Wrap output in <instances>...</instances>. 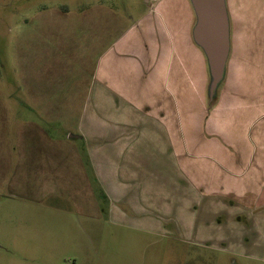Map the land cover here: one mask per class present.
Returning <instances> with one entry per match:
<instances>
[{"label": "rangeland", "instance_id": "rangeland-1", "mask_svg": "<svg viewBox=\"0 0 264 264\" xmlns=\"http://www.w3.org/2000/svg\"><path fill=\"white\" fill-rule=\"evenodd\" d=\"M143 1L0 0V264H264L242 252H228L231 236L220 242L212 240L223 237L225 229L212 224L211 211H202L193 204L192 196L183 194L186 185L179 179L178 157L174 156L180 150L178 141L173 147L157 142L140 148V155L149 158L137 163L138 178L116 171V184L108 171L107 189L117 190V196L100 186L88 159L83 160V177L75 173L56 179L35 174L34 164L26 165L23 172L21 165L14 167L16 161L9 162L4 122L10 118L16 125L22 124L17 123L16 114L24 109L29 113L26 101L40 108L54 107L62 115L56 116L52 127L25 129L24 138L33 133L36 136L31 138L38 140H64L63 128L69 124L63 122V113L85 106V100L70 96L81 94L104 45L112 40V14L121 24L117 31L125 30L146 13ZM145 1L148 7L158 4ZM225 2L232 28L239 22L245 31L247 16L261 17L258 35L264 47V0ZM96 11L106 17L91 15ZM155 30L158 37V28ZM100 36L106 40L99 47ZM179 52L171 54L166 43L148 46L141 77L147 78L155 70L164 78L163 70L170 67L168 78L174 90L176 82L185 78L180 71L183 67L178 68L175 60ZM153 55L154 65L149 63ZM187 58L191 81L198 77V65L189 53ZM142 90L146 94L149 85L143 84ZM29 94L56 98L26 100ZM39 117L26 116L27 121L41 123ZM10 137L14 138V130ZM83 144L76 140L71 149L87 155ZM36 146L27 147L29 154L42 155L47 148ZM61 179L63 194H58L55 184ZM216 221L224 219L218 215Z\"/></svg>", "mask_w": 264, "mask_h": 264}, {"label": "crops", "instance_id": "crops-1", "mask_svg": "<svg viewBox=\"0 0 264 264\" xmlns=\"http://www.w3.org/2000/svg\"><path fill=\"white\" fill-rule=\"evenodd\" d=\"M157 1L148 7L144 0L146 13L119 32L121 24L112 14V40L104 45L93 76L82 85L81 94L70 96L85 100V106L68 108L63 113V122L70 125L63 128L64 140H38L31 138L36 136L33 133L24 138L25 129L52 127L51 122L61 114L54 107L40 108L35 106L37 103L26 101V105H21L29 113L24 109L16 114L11 109L17 123H23L18 126L10 118L4 122L9 135L7 145L4 143L9 162L16 161L14 167L21 165L23 172L26 165L34 164L30 167L35 174H50L47 176L56 179L75 173L83 177V160L88 159L100 186L117 196V190L107 189L108 171L114 177L111 182L116 184L117 172L138 178L137 163L149 158L140 155V148L155 146L157 142L173 147L178 141L180 150L174 156L178 157L179 179L186 185L183 194L192 196L193 204L200 205L202 211H211L212 224L225 229L223 237L212 240L220 242L231 236L228 252L264 260V47L260 46L258 35L261 17L247 16L245 31L239 22L232 28L230 17L225 76L214 105L208 109V69L202 51L191 37L195 21L192 8L187 0ZM97 13L91 15L106 17ZM105 40L100 36L99 47ZM164 43L171 54L182 51L175 60L178 68L183 67L180 71L185 78L176 82L174 90L168 78L170 67L163 70L164 78L158 77L155 70L147 78L141 77L139 71L146 64L148 46ZM187 53L199 71L191 81L186 69ZM155 59L153 55L149 63L154 65ZM145 83L149 85L146 94L142 90ZM53 98L56 96L29 94L26 100ZM28 114L41 116V123L27 121ZM41 135L48 133L41 131ZM76 140L87 145V155L71 149ZM36 144L47 147L44 153L39 150L42 155L29 154V149L37 148ZM62 181L55 184L58 194H63ZM215 208L218 212L212 211ZM215 213L224 221H216Z\"/></svg>", "mask_w": 264, "mask_h": 264}, {"label": "water", "instance_id": "water-1", "mask_svg": "<svg viewBox=\"0 0 264 264\" xmlns=\"http://www.w3.org/2000/svg\"><path fill=\"white\" fill-rule=\"evenodd\" d=\"M189 3L195 17L191 37L205 57L208 69L207 96L212 100L224 80L230 51V24L226 2L189 0Z\"/></svg>", "mask_w": 264, "mask_h": 264}, {"label": "trees", "instance_id": "trees-1", "mask_svg": "<svg viewBox=\"0 0 264 264\" xmlns=\"http://www.w3.org/2000/svg\"><path fill=\"white\" fill-rule=\"evenodd\" d=\"M215 101H216V96L212 100H209L207 96L208 109L214 105Z\"/></svg>", "mask_w": 264, "mask_h": 264}]
</instances>
